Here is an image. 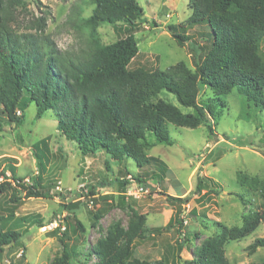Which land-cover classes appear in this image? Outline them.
<instances>
[{"label": "trees", "instance_id": "obj_1", "mask_svg": "<svg viewBox=\"0 0 264 264\" xmlns=\"http://www.w3.org/2000/svg\"><path fill=\"white\" fill-rule=\"evenodd\" d=\"M84 3L93 8L87 17L81 16L83 8L75 13L74 28L83 36L82 46L61 52L44 35L46 17L28 20L25 32L17 27L21 13L28 12L27 0H0V134L6 126L20 127L24 111L34 105L35 120L51 113L57 132L75 143L83 156L103 151L117 163L131 160L139 169H154L144 175L160 185L167 166L162 160L146 155L150 146L147 135L159 144L172 146L168 125L187 129L204 126L212 134L216 102L233 90L247 105L264 111V63L256 54L264 39V0H188L189 17L183 24L169 25L167 31L178 46L189 43L193 71L184 62L166 70H131L129 64L138 55L135 33L140 25L148 24L138 1L84 0ZM102 25L111 26L120 38L103 45L97 31ZM186 26H197L202 31L198 34L204 48L186 35ZM202 88L214 93L215 100L199 104L197 93ZM161 93L172 95L176 104L162 98ZM181 108L193 112L184 113ZM19 111L21 117L17 116ZM49 139L45 137L32 146L37 174L30 178V186L22 184L12 173V179L27 197L50 198L51 189L43 184L53 158ZM133 180L146 187L145 177L137 175ZM238 181L260 193L261 207L250 210L240 228L227 230L219 226V236L202 245L195 264H229L224 244L244 239L264 225V181L246 175H239ZM121 184L124 187L129 183L123 180ZM9 187L8 183L0 182V193L7 196L12 190L8 204L18 202L15 188ZM90 195H94L93 188ZM73 220V227L65 221L66 230L60 238L62 254L51 264H72L74 253L67 250L66 240H71L69 233L74 236L85 233L83 225L76 218ZM8 222L10 217L0 216V256L21 238L17 231L20 219L11 226ZM174 222L172 218L165 228L173 227ZM153 231L161 233L160 228ZM146 232L144 217L137 216L127 229L115 228L111 236L97 244L94 252L101 264H167L164 260L147 261L133 256L134 242ZM188 236L184 234L185 240ZM260 248L264 249V237L255 239L247 251L251 255Z\"/></svg>", "mask_w": 264, "mask_h": 264}, {"label": "rangeland", "instance_id": "obj_2", "mask_svg": "<svg viewBox=\"0 0 264 264\" xmlns=\"http://www.w3.org/2000/svg\"><path fill=\"white\" fill-rule=\"evenodd\" d=\"M137 1L148 24L140 25L135 33L138 55L129 68L166 70L184 62L193 71L189 43L178 46L167 31L169 25L178 26L189 17L188 0ZM78 8H83L81 16L87 17L93 7L86 6L84 0H27L28 12L21 13L17 27L25 32L28 20L46 17L44 35L61 52L76 50L83 41L74 28ZM197 26H186L184 31L204 48L198 34L202 31ZM97 31L103 45L120 38L108 25L100 26ZM256 54L264 63V39ZM160 96L176 104L172 95L161 93ZM215 98L207 88L197 93L201 105ZM216 104L212 134L204 126L187 129L168 125L172 146L159 144L147 135L150 146L145 150L146 155L162 160L167 166L160 185L144 175L154 169H139L131 160L117 163L103 151L83 156L75 143L57 132L51 113L35 120V107L29 105L22 125L6 126L0 134V174H3L0 182L15 188L19 197L18 202L8 204L12 190L7 196L0 193V216L10 217L8 226L20 219L17 231L21 234L19 242L0 256V264H51L62 254L60 238L66 230L65 221L73 227V218L83 225L85 233L76 236L69 233L67 250L74 253L71 263L101 264L94 252L97 244L111 236L115 228L127 229L137 216L144 217L147 232L134 242L135 258L164 260L167 264H184L190 260L195 264L202 245L216 239L220 227L240 228L248 212L259 209L263 203L260 193L240 184L238 177L246 175L264 181V111L247 105L236 90ZM21 115L17 112L18 117ZM48 136L53 158L43 184L51 189L50 198L27 197L12 179V173L25 186L31 185L30 178L37 174L32 146ZM137 175L147 179L146 187L133 180ZM123 180L129 184L122 187ZM92 188L94 195H90ZM172 218H175L174 226L165 228ZM156 228L161 229L160 234L153 231ZM184 234L189 235L188 240ZM262 237L264 225L244 239L226 242L228 263L264 264V249L251 255L247 251L255 239Z\"/></svg>", "mask_w": 264, "mask_h": 264}, {"label": "built area", "instance_id": "obj_3", "mask_svg": "<svg viewBox=\"0 0 264 264\" xmlns=\"http://www.w3.org/2000/svg\"><path fill=\"white\" fill-rule=\"evenodd\" d=\"M143 189V187H140V190Z\"/></svg>", "mask_w": 264, "mask_h": 264}]
</instances>
